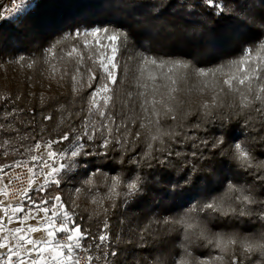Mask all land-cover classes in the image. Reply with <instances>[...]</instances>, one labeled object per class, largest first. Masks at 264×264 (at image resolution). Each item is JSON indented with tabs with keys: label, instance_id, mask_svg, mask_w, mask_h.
I'll return each mask as SVG.
<instances>
[{
	"label": "snow or ice",
	"instance_id": "snow-or-ice-1",
	"mask_svg": "<svg viewBox=\"0 0 264 264\" xmlns=\"http://www.w3.org/2000/svg\"><path fill=\"white\" fill-rule=\"evenodd\" d=\"M102 6L120 15L74 21L28 64L70 84L58 138L46 105L0 96V264H264V0ZM68 174L103 192L95 216L64 198Z\"/></svg>",
	"mask_w": 264,
	"mask_h": 264
},
{
	"label": "rangeland",
	"instance_id": "rangeland-1",
	"mask_svg": "<svg viewBox=\"0 0 264 264\" xmlns=\"http://www.w3.org/2000/svg\"><path fill=\"white\" fill-rule=\"evenodd\" d=\"M4 4L5 8L3 13L0 15V18H15L17 15L28 10L33 5V0H5ZM17 55H20V53L6 55V57L9 56L10 58L7 63H11H9V67H6L5 71L0 74V96L7 97L11 94V97L15 100L19 97L20 99L23 98L27 101L29 98L33 100L36 98L37 101L41 98L44 102H38V104H44L47 100L49 101L52 98H57L58 94L67 96L69 99H67L66 103L55 102V107L53 108V116H56L54 117L55 120H53L52 123L50 122L44 124L45 127L49 125V133H51L53 137L58 138L59 133L70 127L68 116L69 113L74 110L72 104L70 103V84L60 80L51 72L50 64H55L57 69H59L61 65L56 61L45 63L44 58L41 57L40 62L37 63L36 70L34 67L31 71L28 65L18 64L16 62V58H18ZM41 69L42 73L40 72ZM28 88L32 89L31 96L29 95ZM188 98L192 102H198L204 97L193 93ZM61 106L67 109V111H63ZM46 114L51 115V111ZM25 146L28 147L31 145ZM84 178L85 177L82 174L66 175L65 182L67 184L61 189V193L73 209L78 210L80 213L92 214L95 216V213L99 211V204L94 203L93 201H100L104 195L103 192L100 190L93 191L91 189H81V191L77 193L71 187L72 185H76L78 187ZM94 183L101 185V187L103 186L102 180L96 181L94 178ZM25 223L38 228L37 232L28 233V236L35 239H43L46 237L44 226L42 223H39L38 217ZM11 226L24 227L25 225L18 224L14 221Z\"/></svg>",
	"mask_w": 264,
	"mask_h": 264
},
{
	"label": "trees",
	"instance_id": "trees-1",
	"mask_svg": "<svg viewBox=\"0 0 264 264\" xmlns=\"http://www.w3.org/2000/svg\"><path fill=\"white\" fill-rule=\"evenodd\" d=\"M4 3L5 0H0V5H2L0 15L4 11ZM102 5L103 0H33V5L28 10L16 16L19 18L18 20L16 17L0 20V51L3 52L0 55V61L6 55L17 53L25 54L31 59L34 58L32 54L39 57V52H37L39 45L45 44L46 46V43L51 41L53 37L66 30L67 25L83 17L103 20L112 18L114 15H120L119 13L109 12ZM216 35L220 39L228 41L222 51L229 54H232L236 48L235 41L244 39L243 36L238 34L236 26L232 22H224ZM36 66L37 64L34 65L35 70ZM65 97L67 96L58 94L57 98L47 100L48 103H44L46 105L45 114L51 111V115H53L55 102L66 103L67 99ZM18 103L21 107L35 108L37 111L40 110L42 105L38 104L36 98L30 103L21 98ZM39 120L38 115L37 121L39 122ZM53 120L50 122L52 123ZM50 122H44V124ZM47 128L49 129L50 126L48 125ZM96 181L100 180L96 179ZM54 191L55 189H53Z\"/></svg>",
	"mask_w": 264,
	"mask_h": 264
},
{
	"label": "built area",
	"instance_id": "built-area-1",
	"mask_svg": "<svg viewBox=\"0 0 264 264\" xmlns=\"http://www.w3.org/2000/svg\"><path fill=\"white\" fill-rule=\"evenodd\" d=\"M20 55L26 56L25 54H20ZM20 55H17V56L19 57ZM26 57H28V56H26ZM9 59H10L9 56H7L4 59H2V61H0V74L5 71V68L6 67L7 68L9 67L8 64L11 63V62L7 63V61ZM31 60L32 59L29 58L28 60L20 61V62H17V60H16V62L18 64L28 65L31 62ZM33 68H34V66L32 68H30V70L32 71ZM40 72L42 73V69L40 70ZM28 90H29V95L31 96L32 95V93H31L32 89L31 88H28ZM19 99L20 98L18 97L17 100H19ZM32 100L33 99H30L29 98V100L28 101L26 100V101H27V103H30ZM37 102L43 103L44 101L41 100V98H39V100ZM10 175H12V176L20 175L21 176V179H22V183L21 182H14L13 183V187H27V185H28V176L26 174H24L23 172L18 171V170H12L11 173H10ZM17 199H18V197H12L11 198V201L12 202H15Z\"/></svg>",
	"mask_w": 264,
	"mask_h": 264
}]
</instances>
